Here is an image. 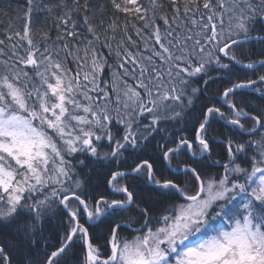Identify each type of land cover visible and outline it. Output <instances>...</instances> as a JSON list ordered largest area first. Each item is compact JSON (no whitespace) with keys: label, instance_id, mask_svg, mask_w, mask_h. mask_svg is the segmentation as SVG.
<instances>
[{"label":"snow or ice","instance_id":"snow-or-ice-1","mask_svg":"<svg viewBox=\"0 0 264 264\" xmlns=\"http://www.w3.org/2000/svg\"><path fill=\"white\" fill-rule=\"evenodd\" d=\"M25 3L0 34V264H264V0Z\"/></svg>","mask_w":264,"mask_h":264},{"label":"trees","instance_id":"trees-1","mask_svg":"<svg viewBox=\"0 0 264 264\" xmlns=\"http://www.w3.org/2000/svg\"><path fill=\"white\" fill-rule=\"evenodd\" d=\"M83 2V0H81ZM101 3H106V0H100ZM10 5V7H9ZM26 8L25 0H0V34H2L11 23L16 29H20L23 24V20L19 19L18 17L23 16V9ZM38 16V24L37 27H40L42 23L45 21L46 14L41 12L36 14ZM47 28L51 29V34L53 38L55 37V26L53 19L49 18L47 19ZM0 38H2V35H0ZM105 55H107V51L105 50ZM112 61H110L111 63ZM264 73V70H260L256 75ZM251 78H256L255 75H251ZM215 85L212 86L210 91L215 90ZM226 130L221 129L218 125L216 130L211 133V135L215 136L219 139H223V136L225 134ZM221 152V147L218 146L214 149V159L220 158L219 153ZM103 190V189H101ZM60 217H56L51 221V227L49 230L45 233L47 237H49L50 242L55 243V237H56V231L55 229L58 228V225L60 224ZM59 231H63L62 229H59ZM99 232V230H97ZM123 237L130 238L129 232L124 231L121 233ZM82 256V253H81ZM77 257L72 258V264H75Z\"/></svg>","mask_w":264,"mask_h":264}]
</instances>
